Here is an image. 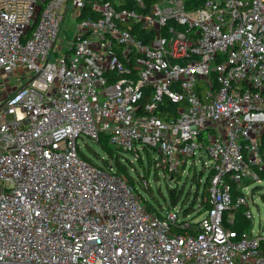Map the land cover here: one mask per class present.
<instances>
[{"label":"built area","instance_id":"built-area-1","mask_svg":"<svg viewBox=\"0 0 264 264\" xmlns=\"http://www.w3.org/2000/svg\"><path fill=\"white\" fill-rule=\"evenodd\" d=\"M3 73L27 79L0 93V264H264L246 194L264 177V0H0ZM101 134L169 174L204 148L198 222L82 159ZM239 206L242 234L223 226Z\"/></svg>","mask_w":264,"mask_h":264},{"label":"trees","instance_id":"trees-1","mask_svg":"<svg viewBox=\"0 0 264 264\" xmlns=\"http://www.w3.org/2000/svg\"><path fill=\"white\" fill-rule=\"evenodd\" d=\"M177 106V104H174L170 100L165 99L164 106L160 111H158V115L160 117H165V113H168V115H174L176 114ZM97 143L100 144L106 152L105 157L102 158L101 164H98L96 161L83 154L80 148H78L79 156L95 166L106 169L112 167V173L124 178L128 184L133 186L149 210L155 211L157 214H161L162 209L173 208L179 202H181L182 216H189V221L196 223L200 219L199 216L204 214L205 211L209 208L207 187L211 178V171L208 170L201 190L199 192L194 191V193H199V198H197L195 195H193V198H191V196H189V190L182 189L181 186L180 188H178V190H175V187L169 188L167 190L166 197L160 191L162 200H159L150 191L151 189L148 190V188H146L145 183L148 181V172H143L142 174H140L137 169L135 171L133 169L136 168V164H138L140 167H144L146 165L147 169H150V167L153 166L155 155H153L149 149L143 147V156L142 154L138 155L135 161L136 164L135 162L124 158L129 163H132L133 168H130L127 166V162L122 161L123 152L120 149L113 148L108 144V136H106L105 134H101ZM153 168L154 172L152 177L157 178L158 169L155 168V166H153ZM169 175H171L170 177H173L174 175L178 176L179 173L176 172ZM135 176L138 178V181H136ZM173 178L176 179L175 176ZM238 194L239 192L233 191V200ZM261 197L264 199V194H262ZM244 210L245 208L243 206H239L232 208L229 211H225L223 214V226L227 229L235 230L238 234L248 232L251 228V221L245 218ZM229 219H231V222L229 221ZM259 237L260 239L258 250L260 253L264 254V233H260Z\"/></svg>","mask_w":264,"mask_h":264},{"label":"rangeland","instance_id":"rangeland-1","mask_svg":"<svg viewBox=\"0 0 264 264\" xmlns=\"http://www.w3.org/2000/svg\"><path fill=\"white\" fill-rule=\"evenodd\" d=\"M72 22L73 21H70V16L66 15L61 23V29L59 33V43H61V49L69 45V40L76 31V27ZM60 52L61 50H59V53ZM26 79L27 73L23 75H16L13 73L0 74V93L4 95L9 88L14 86H21V84L24 83ZM78 144L83 154L93 159L98 164H101L102 158L105 157L106 152L105 149L97 143V141L84 137L78 139ZM149 150L153 155H155V150L153 148ZM122 156V161L127 162L128 167L133 168L132 163H129L125 159H129L130 161L135 162L137 158H133L132 154L128 152H123ZM192 159L194 163L192 162ZM208 162L209 159L206 150L204 148H202L201 150L197 149L194 158H190L185 167H180V169L178 170L179 175H174L177 180L173 178L174 176L170 177L171 175H169V173L161 171H158L157 178L152 177L154 172L153 166H151L150 169H147L146 165L144 167H140L135 162L136 168L133 169L134 171L137 169L140 174H142L143 172H148V181L145 183L146 188H148V190L151 189L150 191L159 200H162L160 191L166 197L167 190L169 188L175 187L174 189L178 190V188H180L181 186L182 189L189 190V196H191V198H193V195L199 198V193H194V191L199 192L201 190L202 184L208 172ZM135 179L136 181H138V178L136 176ZM246 194L248 195V205L253 216V232L258 233L260 231V233H264V199L261 197V195L264 194V177L260 183L257 181L249 183L247 185ZM177 207H182L181 202L176 205V208Z\"/></svg>","mask_w":264,"mask_h":264}]
</instances>
